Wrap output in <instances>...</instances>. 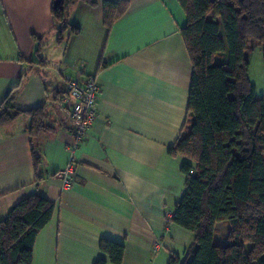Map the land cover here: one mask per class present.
Returning a JSON list of instances; mask_svg holds the SVG:
<instances>
[{
  "label": "crops",
  "instance_id": "crops-1",
  "mask_svg": "<svg viewBox=\"0 0 264 264\" xmlns=\"http://www.w3.org/2000/svg\"><path fill=\"white\" fill-rule=\"evenodd\" d=\"M94 1L70 11L80 33L60 44L54 0H0V106L23 81L16 109L46 106L49 116L38 138V170L32 117L0 129V222L39 193L55 209L36 238L32 264L108 261L102 240L124 244L122 264H169L193 241L174 223L186 190L185 160L169 154L188 119L193 68L180 33L187 17L178 0ZM121 1L129 8L109 30L103 5ZM89 76L100 88L98 115L74 149L73 124L61 102L69 79ZM69 164L77 166V178L63 190L56 174ZM216 228L215 239L225 246L230 227ZM157 243L161 249L154 253Z\"/></svg>",
  "mask_w": 264,
  "mask_h": 264
},
{
  "label": "trees",
  "instance_id": "trees-1",
  "mask_svg": "<svg viewBox=\"0 0 264 264\" xmlns=\"http://www.w3.org/2000/svg\"><path fill=\"white\" fill-rule=\"evenodd\" d=\"M178 1L187 17L180 33L193 74L186 130L169 154L185 160L186 190L176 204L174 223L190 231L193 241L183 257L173 256L169 264H264V98L258 99L248 76L249 54L256 47L262 48L264 60V0ZM80 3L96 5L94 0H54L58 43L80 33L69 20ZM103 8L111 30L129 2H105ZM22 87L23 81L0 106V129L21 116L32 117L31 152L38 170V138L49 116L46 106L16 109ZM54 209L36 193L10 210L0 222V264L33 263L36 238L52 221ZM219 223L230 227L225 246L215 239ZM100 251L108 261L95 264L124 261L123 243L102 240Z\"/></svg>",
  "mask_w": 264,
  "mask_h": 264
},
{
  "label": "built area",
  "instance_id": "built-area-1",
  "mask_svg": "<svg viewBox=\"0 0 264 264\" xmlns=\"http://www.w3.org/2000/svg\"><path fill=\"white\" fill-rule=\"evenodd\" d=\"M67 95L62 99L61 107H67L66 113L73 124L74 149L84 142L88 132L96 122L100 88L94 76L84 80L72 78L67 81ZM77 166L69 164L60 170L56 177L62 182L63 190H71L76 182ZM161 249V243L154 245V253Z\"/></svg>",
  "mask_w": 264,
  "mask_h": 264
},
{
  "label": "rangeland",
  "instance_id": "rangeland-1",
  "mask_svg": "<svg viewBox=\"0 0 264 264\" xmlns=\"http://www.w3.org/2000/svg\"><path fill=\"white\" fill-rule=\"evenodd\" d=\"M253 43L249 44V48L253 47ZM43 57V54H41ZM250 69L249 79L256 85L258 99L264 98V60L262 55V48L256 47L254 51L249 54ZM40 62L41 59H38ZM67 88V85H66Z\"/></svg>",
  "mask_w": 264,
  "mask_h": 264
},
{
  "label": "bare ground",
  "instance_id": "bare-ground-1",
  "mask_svg": "<svg viewBox=\"0 0 264 264\" xmlns=\"http://www.w3.org/2000/svg\"><path fill=\"white\" fill-rule=\"evenodd\" d=\"M5 194V193H4Z\"/></svg>",
  "mask_w": 264,
  "mask_h": 264
},
{
  "label": "water",
  "instance_id": "water-1",
  "mask_svg": "<svg viewBox=\"0 0 264 264\" xmlns=\"http://www.w3.org/2000/svg\"><path fill=\"white\" fill-rule=\"evenodd\" d=\"M58 3V2H57Z\"/></svg>",
  "mask_w": 264,
  "mask_h": 264
}]
</instances>
